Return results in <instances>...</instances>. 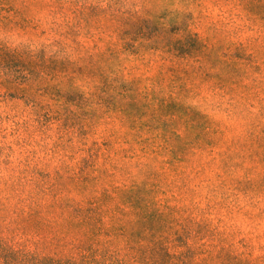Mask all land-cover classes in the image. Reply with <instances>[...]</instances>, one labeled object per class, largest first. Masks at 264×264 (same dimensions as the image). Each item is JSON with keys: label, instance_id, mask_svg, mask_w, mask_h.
I'll use <instances>...</instances> for the list:
<instances>
[{"label": "clouds", "instance_id": "1", "mask_svg": "<svg viewBox=\"0 0 264 264\" xmlns=\"http://www.w3.org/2000/svg\"><path fill=\"white\" fill-rule=\"evenodd\" d=\"M252 2L0 0V264H218L221 248L264 264V9ZM241 49L238 78L259 96L238 104L217 80ZM161 98L227 112L236 129L219 159Z\"/></svg>", "mask_w": 264, "mask_h": 264}, {"label": "trees", "instance_id": "2", "mask_svg": "<svg viewBox=\"0 0 264 264\" xmlns=\"http://www.w3.org/2000/svg\"><path fill=\"white\" fill-rule=\"evenodd\" d=\"M264 9V6L258 4V0H253V2L250 4V10L252 11H260ZM179 51V48L177 49ZM234 56L236 57V60L233 62L232 65H225V72L226 73H232L233 75L231 77L220 79L218 78L217 82L222 86V90L226 89L228 92L233 93V96L231 98L236 99L239 98L237 103H242L245 99H254L255 97L259 96V89H251L247 86H242L241 81L239 80V73L237 69L235 68V63L241 59H244L246 61L250 60V57H246L244 55L243 49L238 50L236 53H234ZM210 61L213 64V66L217 62V58L213 54L212 57H210ZM253 71L256 73H259L260 69L259 66H256ZM211 76V74H209ZM256 104H259V100L256 99ZM160 109L165 114H171L174 116L179 115H186L188 116V119L193 122V130L196 131L197 138L202 139L204 142V145L208 148V155L211 156L213 159H219V157L222 155V153L219 151V147L223 143L227 142L229 138L232 136L230 133L232 125L230 124L232 122V119L229 117L227 112H218L222 114V117L217 118L215 115L207 114V116L198 111H192L189 115L181 105H177L174 102L168 101L165 102L163 98L159 101ZM142 105L139 102H131L128 105V109L132 113H138L141 111ZM215 125V127H213ZM205 129H208V131H205ZM261 132H264V129H261ZM264 139V137H261L260 139L256 140V148L259 149L261 147L260 140ZM229 147H233L232 145H229ZM183 151L182 146H177L172 151V157L175 159L178 152ZM227 151V149H226ZM230 162V161H229ZM88 167V160L83 161V168L81 171L84 170V168ZM87 177H83V181H87ZM155 213L149 214L146 217V221L149 226L153 225V222L155 221ZM9 257H11L12 260L15 259V255L12 253L7 254ZM255 256V259H249L247 256H244L243 254L237 256L234 255L231 251L225 250L223 248L220 249L219 252L216 253V261L218 264H258L259 256L256 254H250ZM35 264H60V261L54 260L52 257H43L37 260L36 257L31 258ZM64 264H68L67 261L64 262ZM165 264H167V261L165 259Z\"/></svg>", "mask_w": 264, "mask_h": 264}, {"label": "rangeland", "instance_id": "3", "mask_svg": "<svg viewBox=\"0 0 264 264\" xmlns=\"http://www.w3.org/2000/svg\"><path fill=\"white\" fill-rule=\"evenodd\" d=\"M209 114H212V115H215L217 118H220L222 117V114L218 113V112H215V113H209ZM232 125L231 127V130H230V133L233 134V132L235 131L236 129V122L232 119V122L230 123ZM246 227V226H245ZM257 255V254H256Z\"/></svg>", "mask_w": 264, "mask_h": 264}]
</instances>
